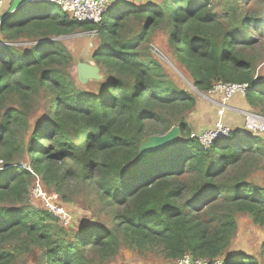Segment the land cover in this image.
Returning <instances> with one entry per match:
<instances>
[{"label":"trees","instance_id":"trees-1","mask_svg":"<svg viewBox=\"0 0 264 264\" xmlns=\"http://www.w3.org/2000/svg\"><path fill=\"white\" fill-rule=\"evenodd\" d=\"M256 0H163L135 5L111 4L102 22H78L55 3L29 2L0 19L4 42L36 41L27 50L0 44V203L23 201L33 174L42 186L61 189L66 163L98 188L100 197L116 208L114 229L83 226L72 239L66 225L41 204L10 209L0 205V264H13L21 250L1 244L18 239L41 250V264H93L109 260L125 242L131 248L161 247L166 258L184 254L222 264H259L244 253L226 254L237 229L236 213L264 226V187L245 179L250 165L263 163L264 136L230 132L204 147L185 114L196 96L164 77L161 66L140 50L147 36L162 28L172 53L195 90L209 92L216 82L246 83L250 108L264 103V80L255 77L256 56L250 50L264 36V17L252 7ZM127 21L140 31L122 39ZM76 30L96 31L100 43L92 54L104 69L102 87L87 92L56 67L68 62L67 50L53 37ZM255 33L258 36H255ZM261 49L264 48L263 44ZM39 89L51 95L48 115L29 129L14 108H4L8 95L22 100ZM176 112L180 138L138 158L147 124L159 122L167 132L163 111ZM43 142H47L45 145ZM28 156V169L13 164L14 155ZM60 237V238H59ZM264 258V242L261 245Z\"/></svg>","mask_w":264,"mask_h":264},{"label":"rangeland","instance_id":"rangeland-1","mask_svg":"<svg viewBox=\"0 0 264 264\" xmlns=\"http://www.w3.org/2000/svg\"><path fill=\"white\" fill-rule=\"evenodd\" d=\"M117 1H129L135 5H143L147 3H159L163 0ZM113 2H116V0ZM252 9L257 13L259 12L261 14L260 16L264 17V0H256ZM139 31L140 27L136 22L127 21L121 33L122 39L128 40L133 38ZM255 36H258V34L255 33ZM51 39L62 44L67 50L68 62L56 65L57 69L63 75L69 80H73L77 87L87 92L96 91L102 87L101 82H103L105 71L101 67L99 71L102 75L101 80H90L85 83H80L76 78V67L79 60L84 59L90 63H95L92 54L100 43L99 35L96 31L90 32L76 30L70 34L53 37ZM258 40L259 42L255 45L253 50H250V52L256 56L254 63L255 77L259 80H264V48L261 49L260 45H264V36H259ZM4 43L21 51L29 49L34 43H36V41L21 38L12 42H4L2 40V35H0V44ZM140 50L144 54L149 53L150 57L159 63L165 78L173 81V83L180 88L186 87L193 91L197 102L195 107L185 114V118L191 123L196 132L206 131L212 128L217 121H221V118H223L226 113L229 114L230 112H236L232 111L230 108L223 116L217 115V103L222 102L221 97L218 96V94H210L208 92L205 93L195 90L189 82L183 66L172 53V47L170 46L167 35L162 28L151 32L147 36V39L140 44ZM50 100L51 95L43 89H39L25 100H22L17 95H8L4 100V108H14L24 116V119L26 120V126L18 130L19 135L25 140L24 143H26L29 138V129L47 117ZM248 110L264 114V103L257 108H250ZM162 113L166 124L172 123V126L177 125L175 111L167 110ZM238 113L239 116H241V113ZM225 125L229 127L231 131H239L236 128H232L227 123ZM154 129L158 131L161 130V124H159V122L147 124V136L154 135L152 134V130ZM243 130L245 129L243 128ZM43 143L45 145L47 144V142ZM13 164H22L28 169V156L26 152L24 151L22 155H14ZM2 165L3 162L0 160V170L2 169ZM250 166L251 167L247 170L245 179L255 186L264 187L263 163L260 161L258 163L253 162ZM70 168L75 171V175H65L62 184H60V190L56 191L54 184L42 187L45 195L44 201H41L32 195L31 190L33 184L40 181V175L33 174L28 183L29 194L23 201L15 202L7 200L4 203H0V205H5L10 209L21 208L24 210L40 208L41 204H44L46 201L53 206L61 205L64 212H66L64 213L67 220V224L65 223V225L66 230L69 232V234L65 236L67 240L72 239L73 234L78 232L83 226L87 225L114 229L115 224L118 222L113 215L116 208L110 205L107 200L100 197L98 188L91 182V180L85 178V176L80 173L79 166L68 162L60 169V172L63 174L64 171ZM52 193H55L57 196L49 197ZM235 218L237 221V229L225 253H244L250 257H254L259 264H264V258L261 254V245L264 242V226L259 227L254 224L251 221L250 216L245 213H236ZM24 246H21L18 239L9 240L1 244L3 250H21L20 255H18L13 264H41V250L31 244H28L27 248ZM85 255L87 261H93V264H174L175 260L166 258L159 246H147L138 249L129 247L123 241L118 252L109 260L99 261L95 259L93 257L94 255L90 252H85Z\"/></svg>","mask_w":264,"mask_h":264},{"label":"built area","instance_id":"built-area-1","mask_svg":"<svg viewBox=\"0 0 264 264\" xmlns=\"http://www.w3.org/2000/svg\"><path fill=\"white\" fill-rule=\"evenodd\" d=\"M31 2H45L55 3L66 12L69 17L78 22H102L104 15L107 13L110 5L115 0H30ZM117 1V0H116ZM1 2V1H0ZM120 2V1H117ZM247 90L246 83L237 82H216L213 84L212 89L208 92L210 94H221L222 102L217 103V115L223 116L225 112L231 108L232 111L240 112L243 117V128L250 134L264 135V114L251 111L248 109H235L232 108L228 101L234 95L244 96ZM231 131L221 121H217L214 126L203 132H196L195 130L190 133V137L198 139L204 146L209 147L215 138L227 136ZM41 182H35L32 186V195L41 200H45ZM57 196L52 193L49 197ZM44 208L50 211L62 224L65 225L66 218L61 205H51L47 201L42 204ZM67 224V223H66ZM174 264H222V258L216 257L211 261L207 259L193 257L189 254H184L174 260Z\"/></svg>","mask_w":264,"mask_h":264},{"label":"water","instance_id":"water-1","mask_svg":"<svg viewBox=\"0 0 264 264\" xmlns=\"http://www.w3.org/2000/svg\"><path fill=\"white\" fill-rule=\"evenodd\" d=\"M116 2H113L112 4ZM76 71V78L80 83H85L90 80L102 79V75L99 73L100 67L95 63H90L84 59L78 61ZM235 133L250 134L245 130L235 131ZM179 138L180 130L178 125L172 126L167 132L163 134L145 136L139 142L137 157L140 158L149 152L160 150Z\"/></svg>","mask_w":264,"mask_h":264},{"label":"crops","instance_id":"crops-1","mask_svg":"<svg viewBox=\"0 0 264 264\" xmlns=\"http://www.w3.org/2000/svg\"><path fill=\"white\" fill-rule=\"evenodd\" d=\"M0 17L8 15L16 11L19 7L24 6L26 3L31 1L29 0H0ZM221 97V94H218ZM228 104L235 109H250V106L246 103L244 96L234 95L229 101ZM222 123H227L232 128H236L239 131L243 130V117L239 116L238 112L226 113L223 118H221ZM235 133V131H233Z\"/></svg>","mask_w":264,"mask_h":264}]
</instances>
